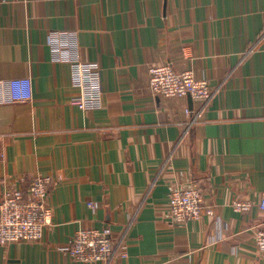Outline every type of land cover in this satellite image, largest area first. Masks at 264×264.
<instances>
[{"label":"crops","instance_id":"obj_1","mask_svg":"<svg viewBox=\"0 0 264 264\" xmlns=\"http://www.w3.org/2000/svg\"><path fill=\"white\" fill-rule=\"evenodd\" d=\"M263 33L264 0H0V82L31 78L33 94L0 102V197L54 181L43 239L0 246V264H105L63 250L105 226L110 264H264ZM75 57L100 64L102 108L72 105ZM165 64L211 100L153 96ZM193 185L202 219L172 223L171 192Z\"/></svg>","mask_w":264,"mask_h":264},{"label":"built area","instance_id":"obj_2","mask_svg":"<svg viewBox=\"0 0 264 264\" xmlns=\"http://www.w3.org/2000/svg\"><path fill=\"white\" fill-rule=\"evenodd\" d=\"M262 37L264 38V33ZM64 55L65 50L61 49L54 57L60 61ZM70 65L73 86L79 91V94L71 99L72 105L82 111L102 108L104 90L100 64L84 62L75 57L70 61ZM148 89L153 96L166 98L191 97L197 101L209 102L213 97L208 80L197 79L192 70L179 72L172 64L150 69ZM0 90L4 93L0 98L2 103L27 102L33 95L32 80L17 78L1 81ZM187 114L191 117L193 111L187 110ZM197 117H194L191 123L195 122ZM53 183L49 176H36L30 181L26 191L8 188L3 192L0 197V246L43 239ZM203 202L204 194L198 186L173 190L169 198L171 222L185 225L201 220ZM89 205L96 208L93 204ZM250 207L248 202L234 203L236 211H248ZM259 207L264 214V197ZM255 242L260 250H264V222L255 233ZM63 250L77 262L110 264L117 254L112 230L108 226L78 230Z\"/></svg>","mask_w":264,"mask_h":264}]
</instances>
